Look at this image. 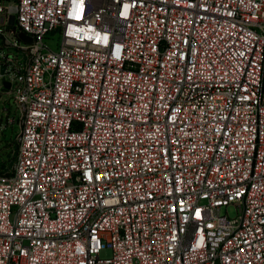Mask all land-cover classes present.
I'll list each match as a JSON object with an SVG mask.
<instances>
[{"label": "built area", "instance_id": "built-area-1", "mask_svg": "<svg viewBox=\"0 0 264 264\" xmlns=\"http://www.w3.org/2000/svg\"><path fill=\"white\" fill-rule=\"evenodd\" d=\"M0 79V264H264V0H0Z\"/></svg>", "mask_w": 264, "mask_h": 264}, {"label": "rangeland", "instance_id": "rangeland-1", "mask_svg": "<svg viewBox=\"0 0 264 264\" xmlns=\"http://www.w3.org/2000/svg\"><path fill=\"white\" fill-rule=\"evenodd\" d=\"M0 84H2V79H0ZM7 96L5 90L0 91V171L13 163L17 151L18 124L17 121L11 122L10 117H17L18 115L15 113L13 101L6 100ZM226 212L233 216L236 210L234 206H230L227 210H223V213ZM111 255L112 250L110 248H104L101 252V257Z\"/></svg>", "mask_w": 264, "mask_h": 264}, {"label": "water", "instance_id": "water-1", "mask_svg": "<svg viewBox=\"0 0 264 264\" xmlns=\"http://www.w3.org/2000/svg\"><path fill=\"white\" fill-rule=\"evenodd\" d=\"M4 69H5V67L3 66V67L1 68V72H2V73L4 72Z\"/></svg>", "mask_w": 264, "mask_h": 264}]
</instances>
